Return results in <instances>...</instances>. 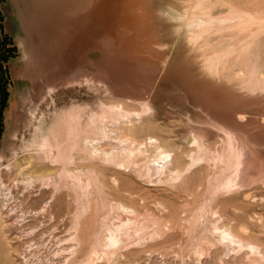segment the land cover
<instances>
[{
	"label": "rangeland",
	"instance_id": "obj_1",
	"mask_svg": "<svg viewBox=\"0 0 264 264\" xmlns=\"http://www.w3.org/2000/svg\"><path fill=\"white\" fill-rule=\"evenodd\" d=\"M37 4L0 0V264H264V0Z\"/></svg>",
	"mask_w": 264,
	"mask_h": 264
},
{
	"label": "bare ground",
	"instance_id": "obj_2",
	"mask_svg": "<svg viewBox=\"0 0 264 264\" xmlns=\"http://www.w3.org/2000/svg\"><path fill=\"white\" fill-rule=\"evenodd\" d=\"M37 2H39L37 5H38V10H39V15H38V18H36L34 21H38V23H40L42 26V31H43V35L45 36V32L47 31V28L49 29L50 28V18L48 17L47 15V11H48V7L49 6H52L53 9L55 8V5H57V0H50L49 2H47L46 0H37ZM131 11V10H130ZM139 16V15H138ZM129 18V17H128ZM133 19V18H132ZM137 19V18H136ZM131 20V19H130ZM51 36V35H50ZM6 200L5 197H1L0 200ZM3 201V202H4ZM11 205V204H10ZM8 207V205H7ZM9 209V212L11 211V207L8 208ZM15 210V209H14ZM10 215V214H9ZM18 217V216H17ZM13 219L16 218V215H14L12 217ZM71 250V249H70Z\"/></svg>",
	"mask_w": 264,
	"mask_h": 264
},
{
	"label": "crops",
	"instance_id": "obj_3",
	"mask_svg": "<svg viewBox=\"0 0 264 264\" xmlns=\"http://www.w3.org/2000/svg\"><path fill=\"white\" fill-rule=\"evenodd\" d=\"M23 6H19V11H18V16L21 20L23 29L26 31V23L31 22L33 17V9L35 8L37 1L36 0H21ZM19 3V2H18ZM34 7V8H33ZM28 12L29 13V18L28 20L25 18V13Z\"/></svg>",
	"mask_w": 264,
	"mask_h": 264
}]
</instances>
